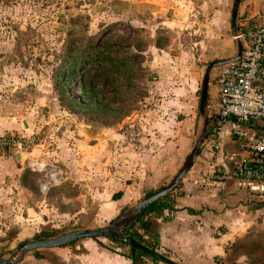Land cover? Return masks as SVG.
<instances>
[{"label": "rangeland", "instance_id": "rangeland-1", "mask_svg": "<svg viewBox=\"0 0 264 264\" xmlns=\"http://www.w3.org/2000/svg\"><path fill=\"white\" fill-rule=\"evenodd\" d=\"M186 1L0 0V120L25 122L31 131L22 135L36 138L21 161L16 153L0 152L2 254L40 238L44 231L60 235L82 223L87 228L107 225L95 220L98 200L91 196L90 182L97 183L92 191L100 193V183L115 168L108 160L115 149L122 153L128 145L126 128L143 132L145 118L154 117L159 105L171 110L177 131L185 129V119L192 120L189 151L206 66L231 58L235 42L233 0ZM248 1L241 0L238 13L242 30ZM102 40L108 44L98 53L109 58L111 71L99 77L95 100L106 109L91 107L83 95L81 72L98 73L100 62L85 60L69 77L59 68H64L67 52L75 56L88 45L96 50ZM219 70L211 73L209 100L216 97ZM222 147L226 160L233 162L236 148ZM206 152L203 145L192 168L200 166ZM33 161L42 167L32 169ZM250 235L251 242L243 239L241 245L229 247L230 257L264 264V222ZM59 251L39 250L25 257H58Z\"/></svg>", "mask_w": 264, "mask_h": 264}, {"label": "crops", "instance_id": "crops-1", "mask_svg": "<svg viewBox=\"0 0 264 264\" xmlns=\"http://www.w3.org/2000/svg\"><path fill=\"white\" fill-rule=\"evenodd\" d=\"M246 4L247 18L240 25L264 24V3L249 0ZM241 7L240 1V10ZM172 114L164 104L159 105L154 117L149 114L151 117L145 118L142 144H128L122 153L115 149L113 158L107 162L113 163V174L100 183L103 185L100 193L92 191V184L97 183L90 182L91 196L98 200L96 222H110L136 203L145 190L156 189L181 167L188 153L192 120L185 119V129L177 131ZM20 124L16 120H0V135L20 136L31 131L24 128L22 121ZM229 131L228 124L213 129L203 144L206 159L196 169L192 168L182 184L148 215L152 220V239L155 238L156 245L163 247L168 252L167 258L176 264H247L246 257H230L229 247L241 245L243 239L251 242V231L264 222V209L252 195L232 181L217 183L209 176L213 169L232 166L233 162L226 160L221 148L223 144L235 148ZM221 138L222 144L218 141ZM202 171L205 173L201 174ZM119 192L120 198L113 199ZM56 249L60 250L56 253L58 257H24L21 264H133L129 246L107 239H85L72 247ZM142 264L165 263L149 257Z\"/></svg>", "mask_w": 264, "mask_h": 264}, {"label": "built area", "instance_id": "built-area-1", "mask_svg": "<svg viewBox=\"0 0 264 264\" xmlns=\"http://www.w3.org/2000/svg\"><path fill=\"white\" fill-rule=\"evenodd\" d=\"M239 33L241 57L234 64L220 68L216 77V97L209 100L212 122L217 129L225 124L230 126L229 133L237 154L231 167L213 169L209 176L217 183L234 182L264 209V24L245 26ZM141 133V128L129 126L124 132V140L134 146L140 141ZM35 143L33 135H0V152L24 155ZM30 166L36 170L42 167L37 161ZM51 179L55 181V175H51ZM155 250L168 257L163 247L156 245ZM140 261L148 262L149 257L141 256Z\"/></svg>", "mask_w": 264, "mask_h": 264}, {"label": "water", "instance_id": "water-1", "mask_svg": "<svg viewBox=\"0 0 264 264\" xmlns=\"http://www.w3.org/2000/svg\"><path fill=\"white\" fill-rule=\"evenodd\" d=\"M241 0H233L231 10V29L235 42L234 55L228 59L214 60L207 64L204 71L203 80L199 95V109L196 133L193 137V142L187 153L183 164L178 171L170 177L161 187L153 190L151 193L144 196L136 203L124 209L117 217L110 221L107 225L87 228L85 223H82L78 229L62 233L52 238H35L34 240L21 243L14 251L2 254L0 249V264H21L24 257L30 252H38L39 250H48L55 248H64L82 241L85 239H107L117 243H125L131 246L132 254L138 248V244L131 238L125 237L124 232L136 223L137 219L148 210L155 202L162 200L175 191L183 182L186 175L194 166L202 146L207 139L210 114H209V86L210 76L213 70L237 62L242 53V39L238 27V12ZM27 129V123H23ZM252 125V123H249ZM22 154L16 152L15 158L17 161L22 160ZM150 256L165 264H176L168 258L151 251H146Z\"/></svg>", "mask_w": 264, "mask_h": 264}, {"label": "trees", "instance_id": "trees-1", "mask_svg": "<svg viewBox=\"0 0 264 264\" xmlns=\"http://www.w3.org/2000/svg\"><path fill=\"white\" fill-rule=\"evenodd\" d=\"M107 44H108L107 41H104V40L100 41L96 47V50H92L93 45H88L84 47L83 49H80L78 55H75V56L73 55L71 51H69L66 53L65 58L62 60V62L64 63L63 64L64 68L59 67L60 71H62L64 76L69 77L76 72V69H78L80 66L82 67V63L85 60H90L92 62L96 61L102 64V67L98 73H93L92 70H86V71L83 70L81 72V75L84 76L83 81H82L83 95L85 96L84 98L86 99L87 103L90 104L91 107L97 104V101L95 100V98L99 96V93H96L97 86L100 83L99 77L107 76L108 73L111 71V67L106 65L107 61H109L108 60L109 58L107 59V57H104L103 55H101V52L98 53V51L101 49H104ZM108 79L109 78L105 79V82H107ZM97 107L106 109V106L102 107L101 101L97 104ZM214 127H215V124L210 119L207 138L212 133ZM151 192L152 190L148 191L146 195ZM120 196H121L120 192L116 193L113 195V199L116 200L120 198ZM160 201L161 200L152 204L148 208V210L144 212L137 219L136 223H134L132 227H130L127 231L124 232L125 237H129L133 239L138 244V248L135 250L134 254H131V256L133 257V264H142L140 261L141 256H147V257L153 258L146 252L148 250L153 253H157L155 250V246H156V242L154 240L155 238L152 239L150 235L152 220L151 218H148V215L159 207L158 203ZM58 233H59L58 231H44L39 237L40 238H52V237L57 236ZM108 241L114 244L127 245L125 243H117L113 240H108ZM74 244L75 243H73L72 245L68 247H71ZM127 246L131 248L130 245H127Z\"/></svg>", "mask_w": 264, "mask_h": 264}]
</instances>
